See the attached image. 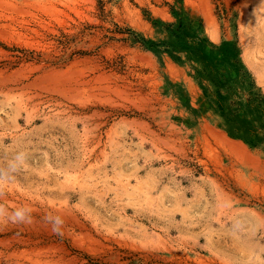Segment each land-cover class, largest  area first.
Here are the masks:
<instances>
[{
    "label": "rangeland",
    "instance_id": "1",
    "mask_svg": "<svg viewBox=\"0 0 264 264\" xmlns=\"http://www.w3.org/2000/svg\"><path fill=\"white\" fill-rule=\"evenodd\" d=\"M0 206V264H264V0H0Z\"/></svg>",
    "mask_w": 264,
    "mask_h": 264
},
{
    "label": "clouds",
    "instance_id": "2",
    "mask_svg": "<svg viewBox=\"0 0 264 264\" xmlns=\"http://www.w3.org/2000/svg\"><path fill=\"white\" fill-rule=\"evenodd\" d=\"M46 223H50L52 225V231L57 235H62L61 228L63 226L64 221L61 217L56 216H47L44 218ZM33 218L31 213L26 216L25 211L21 209H17L11 213H7L6 210L0 206V223L6 224H32Z\"/></svg>",
    "mask_w": 264,
    "mask_h": 264
}]
</instances>
